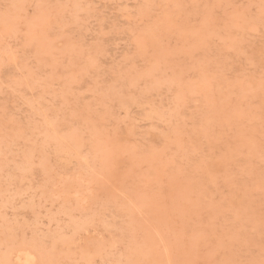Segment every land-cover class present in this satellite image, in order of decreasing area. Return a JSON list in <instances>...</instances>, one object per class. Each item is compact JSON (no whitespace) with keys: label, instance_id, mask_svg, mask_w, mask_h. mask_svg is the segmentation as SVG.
<instances>
[{"label":"rangeland","instance_id":"374dc122","mask_svg":"<svg viewBox=\"0 0 264 264\" xmlns=\"http://www.w3.org/2000/svg\"><path fill=\"white\" fill-rule=\"evenodd\" d=\"M0 264H264V0H0Z\"/></svg>","mask_w":264,"mask_h":264}]
</instances>
